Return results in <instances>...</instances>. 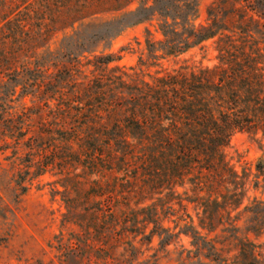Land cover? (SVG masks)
Wrapping results in <instances>:
<instances>
[{"label":"trees","instance_id":"trees-1","mask_svg":"<svg viewBox=\"0 0 264 264\" xmlns=\"http://www.w3.org/2000/svg\"><path fill=\"white\" fill-rule=\"evenodd\" d=\"M134 2L0 0V151L13 147L10 159L21 161L23 192L32 174L63 176L64 222L79 229L66 255L89 264L134 261L137 239L150 243L169 233L163 218L175 204L186 209L184 196L202 209L200 226L215 231V222L231 218L246 193L247 176L233 169L226 148L238 133L264 140V25L237 1L221 9L215 3L210 24L199 29L192 25L195 0H141L137 11L109 25L122 26L114 32L119 35L160 17L163 47L150 53L163 52L162 58L218 37L213 67L144 80L111 67L112 54L90 61V76L76 57L53 61L47 46L57 34ZM131 17L136 20L126 23ZM256 177L264 181V161Z\"/></svg>","mask_w":264,"mask_h":264},{"label":"rangeland","instance_id":"rangeland-1","mask_svg":"<svg viewBox=\"0 0 264 264\" xmlns=\"http://www.w3.org/2000/svg\"><path fill=\"white\" fill-rule=\"evenodd\" d=\"M153 1L149 0V5H153ZM234 1L250 6L254 10L251 15L264 25V0H229L226 4L220 0H195L198 14L192 25L196 29L208 26L211 6L218 3L220 9L228 8ZM142 5L141 0H136L121 13L99 16L73 30L61 32L50 41L47 51L60 65L67 64L69 57L78 58L88 76L95 69L93 64L87 65L90 61L93 63L96 57L112 54L116 61L111 67L123 68L128 79L151 80L180 68L198 69L218 63V37L177 56L162 58L163 52L150 53V49L156 51L163 47L164 37L159 30L162 19L158 16L129 26L119 35L114 34L122 26L109 28L113 20L137 11ZM135 20L131 17L126 23ZM103 35L104 40L96 37ZM261 37L257 35V38ZM149 43L153 45L149 47ZM26 103L30 104V98ZM12 105L20 110L22 102ZM13 151V147L0 151V264H89L80 257L66 255L79 229L64 222L67 208L63 176L56 171L41 176L32 174L23 183L27 186L23 192L17 182L21 161L10 159ZM225 153L233 169L241 176H247L243 202L233 211L232 217L217 220L215 231L209 232L200 226L203 216L200 206L184 196L186 209L180 210L175 204L170 214L163 218V228L170 232L162 237L155 235L150 243L144 244H138L140 236L137 239L138 255L127 264H264V181L262 177H256L257 165L264 161V140L238 133ZM18 157L24 158V152ZM189 226L190 229L185 228ZM150 231L151 228L147 234Z\"/></svg>","mask_w":264,"mask_h":264}]
</instances>
